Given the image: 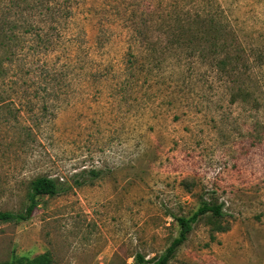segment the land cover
Here are the masks:
<instances>
[{"label": "rangeland", "instance_id": "1", "mask_svg": "<svg viewBox=\"0 0 264 264\" xmlns=\"http://www.w3.org/2000/svg\"><path fill=\"white\" fill-rule=\"evenodd\" d=\"M45 1L0 0V211L23 212L38 176L67 190L0 222V263L153 260L203 198L223 217L169 264H264V0H61L53 92ZM211 41L249 66H215Z\"/></svg>", "mask_w": 264, "mask_h": 264}, {"label": "trees", "instance_id": "2", "mask_svg": "<svg viewBox=\"0 0 264 264\" xmlns=\"http://www.w3.org/2000/svg\"><path fill=\"white\" fill-rule=\"evenodd\" d=\"M65 3V2H64ZM61 0H46L42 6L44 9V18L47 22V32L42 38L44 49L47 53L45 60L44 75L45 81L44 86L47 88L46 91L53 92L57 86H60V79L58 77L59 70L52 61L53 52L58 51V48L63 43L64 39L69 36H73L72 30V15L73 12L67 4H64ZM241 44V43H240ZM210 51H216L215 48L220 50L221 57H214L215 66L220 67L223 70L228 71L239 65L240 55L239 53L246 52V64L249 66V54L247 53L244 46L241 44L238 49L234 52L226 44L217 45L211 41L208 45ZM96 176L97 172L91 171ZM67 190V187L58 181V179L49 176H38L29 183L28 190V204L25 210L21 213H12L10 211H0V222L8 221H23L28 219L35 206L36 197L42 195H58ZM205 214H210L215 218H222L224 213L220 204L206 199L201 198L199 205L194 213L189 217H176L175 221L178 225V235L174 237L164 251L158 255L155 259L149 260L142 254H136L137 264H169V261L174 257L178 248L185 242L188 234L193 228V225L198 221L200 217ZM0 264H13L12 262H3ZM192 264V263H184Z\"/></svg>", "mask_w": 264, "mask_h": 264}]
</instances>
